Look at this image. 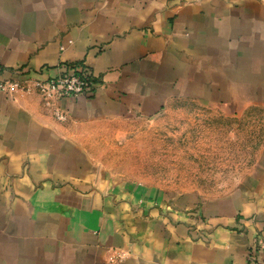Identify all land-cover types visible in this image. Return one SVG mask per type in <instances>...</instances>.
Listing matches in <instances>:
<instances>
[{"label":"crops","instance_id":"crops-1","mask_svg":"<svg viewBox=\"0 0 264 264\" xmlns=\"http://www.w3.org/2000/svg\"><path fill=\"white\" fill-rule=\"evenodd\" d=\"M68 65L96 76L89 95L0 93V264L263 261L264 149L238 188L204 199L114 176L90 142L176 99L264 108V0H0L3 78Z\"/></svg>","mask_w":264,"mask_h":264},{"label":"rangeland","instance_id":"rangeland-1","mask_svg":"<svg viewBox=\"0 0 264 264\" xmlns=\"http://www.w3.org/2000/svg\"><path fill=\"white\" fill-rule=\"evenodd\" d=\"M97 164L112 175L169 196L228 194L256 167L264 149V108L235 113L176 99L153 118L93 128Z\"/></svg>","mask_w":264,"mask_h":264},{"label":"built area","instance_id":"built-area-1","mask_svg":"<svg viewBox=\"0 0 264 264\" xmlns=\"http://www.w3.org/2000/svg\"><path fill=\"white\" fill-rule=\"evenodd\" d=\"M63 49V48H62ZM71 71V72H70ZM13 74L18 72L14 70ZM3 69L0 67V93L10 98L17 94L36 91L49 105L61 99H78L89 95L94 88L96 76L88 68L69 66L65 73L47 80L40 78H27L21 80L15 77L3 78ZM55 116L58 120H65L66 113L57 109ZM261 251L264 254V236L258 235L253 239L251 252ZM248 264H264L253 254L249 257Z\"/></svg>","mask_w":264,"mask_h":264}]
</instances>
